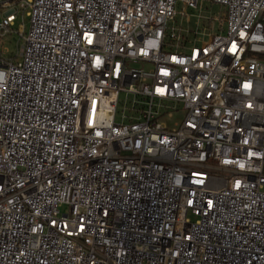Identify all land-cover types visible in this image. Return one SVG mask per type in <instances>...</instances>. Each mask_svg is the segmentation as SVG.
<instances>
[{
  "label": "built area",
  "instance_id": "obj_1",
  "mask_svg": "<svg viewBox=\"0 0 264 264\" xmlns=\"http://www.w3.org/2000/svg\"><path fill=\"white\" fill-rule=\"evenodd\" d=\"M0 264H264V0H0Z\"/></svg>",
  "mask_w": 264,
  "mask_h": 264
},
{
  "label": "rangeland",
  "instance_id": "obj_2",
  "mask_svg": "<svg viewBox=\"0 0 264 264\" xmlns=\"http://www.w3.org/2000/svg\"><path fill=\"white\" fill-rule=\"evenodd\" d=\"M178 10H183L181 5H178ZM185 15H177L176 19L172 21L171 25H181L183 28H191L195 29L199 26L200 30L205 31L207 33L213 31L214 33H220L226 27L225 24L222 22V16L224 13V9L220 4L213 3L210 1H205L202 3V6L197 9L192 8H185L184 10ZM210 18V19H209ZM30 23L28 18L25 19V27L26 30L29 29ZM211 30V31H210ZM18 31V22L16 26L13 27V30L10 34H8L3 39V45H6L10 51V55H15L18 49V41L22 39L20 35L17 33ZM208 37L205 36L204 39ZM151 67V65H149ZM134 100H137L133 94L127 93L125 91L120 92L119 103L116 112V121L127 122L130 117L136 116L135 111L133 108ZM144 103V101H143ZM141 99L137 102V108L142 104ZM183 110V108H181ZM183 119L182 112H175L174 117H163L162 120L167 123V125L171 128L175 126V121L181 122ZM68 209L67 206H63L61 208L62 211H66ZM195 219L194 217H192Z\"/></svg>",
  "mask_w": 264,
  "mask_h": 264
}]
</instances>
